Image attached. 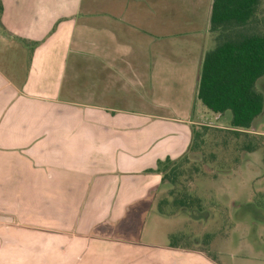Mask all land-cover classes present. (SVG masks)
<instances>
[{
    "label": "crops",
    "instance_id": "crops-1",
    "mask_svg": "<svg viewBox=\"0 0 264 264\" xmlns=\"http://www.w3.org/2000/svg\"><path fill=\"white\" fill-rule=\"evenodd\" d=\"M1 4L0 264H225L211 225L184 219L157 170L200 126L229 128L202 108L193 118L213 0ZM200 28L193 70L152 61L151 36ZM147 84L169 110L117 105Z\"/></svg>",
    "mask_w": 264,
    "mask_h": 264
},
{
    "label": "rangeland",
    "instance_id": "rangeland-1",
    "mask_svg": "<svg viewBox=\"0 0 264 264\" xmlns=\"http://www.w3.org/2000/svg\"><path fill=\"white\" fill-rule=\"evenodd\" d=\"M252 26L264 30V0L261 1ZM151 38L150 56L153 62L157 58L166 57L168 71L179 70L187 65L193 70L197 58L202 53L201 44L205 34L200 28L169 35L166 40H160L154 35ZM210 45L208 49L214 48L215 42ZM257 87L264 95V77L258 80ZM128 89L127 93L130 92L131 95L129 101L116 100L120 107L131 110L143 107L151 110L157 108L156 98L149 92L151 90L148 89V84L145 91L140 88L143 93ZM133 94L136 98L142 96L144 99L138 100V103L136 98L132 97ZM157 97L160 98V94ZM194 99L198 100L196 92ZM87 101L95 102L94 92L88 94ZM198 102L199 105L194 107V119L202 108L206 112L203 120L213 125H230V111L219 115L207 109L199 100ZM163 108L169 110L165 107L157 109L164 110ZM251 132L250 137L241 135L236 139L226 132L208 130L204 135V142L200 144L195 155H192V161L186 164L187 171L192 168L191 173L183 177L191 192L202 200L204 206L214 202L212 208L208 207L209 211H184V219L211 225L218 241L215 247L225 251L220 256L221 261L225 260V264H264V115L255 121ZM248 140L255 143L256 150L245 151L240 148L243 142ZM192 213L194 219L190 216ZM203 224H198L197 227ZM225 225L226 234L220 232L221 226Z\"/></svg>",
    "mask_w": 264,
    "mask_h": 264
},
{
    "label": "trees",
    "instance_id": "trees-1",
    "mask_svg": "<svg viewBox=\"0 0 264 264\" xmlns=\"http://www.w3.org/2000/svg\"><path fill=\"white\" fill-rule=\"evenodd\" d=\"M261 1L213 0L210 32L215 46L203 59L196 97L210 111L219 115L230 111L232 116L228 129L210 126L195 129L183 157L158 162L157 170L163 174L162 184L169 188L174 207L190 212L204 208L183 177L191 173L192 168L187 171L186 164L192 161L207 131L226 132L236 139L241 135L250 137L255 121L264 115V95L257 87L258 80L264 77V30L252 26ZM240 148L254 151L257 146L248 140Z\"/></svg>",
    "mask_w": 264,
    "mask_h": 264
}]
</instances>
